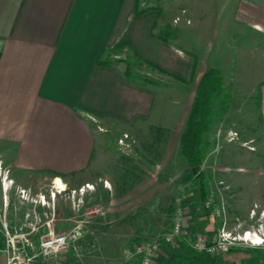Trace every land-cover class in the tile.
Returning a JSON list of instances; mask_svg holds the SVG:
<instances>
[{
  "label": "rangeland",
  "instance_id": "1",
  "mask_svg": "<svg viewBox=\"0 0 264 264\" xmlns=\"http://www.w3.org/2000/svg\"><path fill=\"white\" fill-rule=\"evenodd\" d=\"M136 5L162 15L165 25H157L154 31L172 35L170 39L176 38L182 51L198 61L201 58L208 68L218 69L224 91L230 95L229 106L217 112L206 134L209 147L200 169L206 177L204 202L198 185L187 173L178 145L198 82L194 86L171 80L130 58L131 69L158 90L152 115L148 125L136 133H107L109 147L99 149L112 163L118 162L124 168L128 161L134 168L147 167L153 177L142 182L127 181L126 197L109 206L108 198L101 196L104 204L99 207L94 202V192L79 195L72 191L74 183L64 187L59 179V189L53 182L56 178L32 174L30 181L23 183L30 184L37 203L35 228L9 232L27 234L34 242L48 231L67 236L66 249L55 255L42 254L34 243L27 252L30 264H130L137 259L125 260V247L139 238L145 243L160 241L170 231L180 205L185 211L183 238L174 245H162L154 264H183L187 256L199 253L193 248L195 242L208 243V231L215 233V242L223 238L230 242L233 251L239 250L232 254H228L230 248L227 253L221 252L226 253V261L264 264V100L259 103L256 98L259 81L264 79V68L258 66L262 62L264 67V52H258L264 48V37L238 21L243 8L246 13L261 12L258 15L264 19V0H136ZM171 22L179 25L175 29L177 37ZM160 116H164L166 125L155 124ZM124 135L127 139L120 145L118 141ZM98 156L96 152L90 162L88 179L100 173L94 166ZM109 167L116 174L112 172L113 177L123 178L115 165ZM157 168L162 171L158 180L154 177ZM22 192L19 190L20 195ZM110 209L111 213H118L111 223L107 217ZM67 224L76 227L67 229ZM110 225H116V231H121L124 238L110 239Z\"/></svg>",
  "mask_w": 264,
  "mask_h": 264
},
{
  "label": "crops",
  "instance_id": "2",
  "mask_svg": "<svg viewBox=\"0 0 264 264\" xmlns=\"http://www.w3.org/2000/svg\"><path fill=\"white\" fill-rule=\"evenodd\" d=\"M245 10L238 21L264 37L261 12ZM164 23L165 18L154 11L134 14V0H0V264L5 261L6 233L13 236L9 230L35 228L37 203L30 184L23 183L30 181V175L52 176L64 187L74 183L72 191L92 185L94 190L85 193L94 192L99 207L104 204L101 196L108 198L109 206L126 197L127 181L153 177L147 167L112 163L99 148L108 149L107 133H136L152 115L158 90L124 77L130 58L194 86L208 69L200 58L189 81L190 53L179 48L176 38L164 41L154 31ZM170 25L177 37L179 25ZM102 53L107 63L98 65ZM258 90L261 102L264 79ZM160 118L155 124L166 125L164 116ZM96 152L99 159L94 166L100 173L88 179ZM109 165H115L123 178L113 177ZM161 173L155 170L156 180ZM111 211L109 223L118 214ZM67 225V229L76 227ZM109 227L110 239L124 238L116 225Z\"/></svg>",
  "mask_w": 264,
  "mask_h": 264
},
{
  "label": "trees",
  "instance_id": "3",
  "mask_svg": "<svg viewBox=\"0 0 264 264\" xmlns=\"http://www.w3.org/2000/svg\"><path fill=\"white\" fill-rule=\"evenodd\" d=\"M136 0H134V14L140 15L151 8H137ZM164 41H170L173 38L172 35L162 34L157 36ZM98 65H105L107 62L103 58V53L97 60ZM130 63V62H129ZM127 65L124 72V77L127 79L139 80L142 82L148 81L142 78L141 74L134 72L131 66ZM198 59L192 57L191 75L190 81L193 80L197 71ZM163 72L162 70H158ZM182 81V80H181ZM256 98L260 103V91L257 90ZM231 101L230 95L224 91L223 78L218 69L208 68L200 77L194 97L190 104V109L186 118V122L183 131L179 137V155L188 167L187 173L194 179L198 185L199 197L202 203L205 200V181L206 177L201 172V166L203 164L204 155L208 150V141L206 134L209 128L213 124V121L217 118V112H221L227 109ZM210 236V240L207 245L211 246L215 244L214 232H207ZM165 246V245H163ZM239 250H228V254L238 253ZM227 253V252H226ZM217 253L210 255L206 252H201L195 255L187 256L183 260V264H234L226 261L224 254ZM243 261V260H242ZM240 264H243L242 262Z\"/></svg>",
  "mask_w": 264,
  "mask_h": 264
},
{
  "label": "built area",
  "instance_id": "4",
  "mask_svg": "<svg viewBox=\"0 0 264 264\" xmlns=\"http://www.w3.org/2000/svg\"><path fill=\"white\" fill-rule=\"evenodd\" d=\"M125 139H127L126 135L123 136V139H119V144H124ZM55 180L56 179L53 181L54 185ZM55 187L57 186L55 185ZM90 188H92V186L86 184L78 190V193L84 194L86 191L92 190ZM24 194L25 192L21 193V195ZM184 225L185 211L180 205H178L170 231L165 234L160 241H155L153 243H145L143 241L132 242L123 250L125 260L137 259V264H154L155 256L162 245H174L183 238ZM46 226L47 229L50 228L49 223L46 224ZM6 235L5 249L3 251L5 255L4 264H30L31 260L27 256V250L32 247L34 243L38 246L40 252L46 256L62 252L66 249L68 244V238L66 235H57L50 231L47 232L45 237L35 242L27 238V234L10 236L6 233ZM230 246V242L222 238L211 246L207 245L203 240L197 241L194 243L193 248L199 253L206 252L210 255H215L217 253L226 252Z\"/></svg>",
  "mask_w": 264,
  "mask_h": 264
},
{
  "label": "bare ground",
  "instance_id": "5",
  "mask_svg": "<svg viewBox=\"0 0 264 264\" xmlns=\"http://www.w3.org/2000/svg\"><path fill=\"white\" fill-rule=\"evenodd\" d=\"M55 185L57 186L56 188H61L62 189V184H61V182H60V180L59 179H56L55 180ZM91 189V188H90ZM247 236H249V234H246V237ZM244 238V239H247V238ZM256 237V236H255ZM256 238H258V237H256ZM250 242V241H249ZM251 244V243H250ZM255 245H261V242L260 243H255Z\"/></svg>",
  "mask_w": 264,
  "mask_h": 264
},
{
  "label": "clouds",
  "instance_id": "6",
  "mask_svg": "<svg viewBox=\"0 0 264 264\" xmlns=\"http://www.w3.org/2000/svg\"><path fill=\"white\" fill-rule=\"evenodd\" d=\"M0 187H1V189H2V187H3L2 184L0 185ZM255 235H256V234H255Z\"/></svg>",
  "mask_w": 264,
  "mask_h": 264
}]
</instances>
